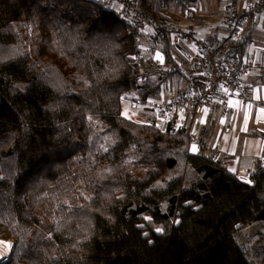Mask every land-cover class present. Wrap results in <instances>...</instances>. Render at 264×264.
Returning <instances> with one entry per match:
<instances>
[{
  "label": "trees",
  "instance_id": "16d2710c",
  "mask_svg": "<svg viewBox=\"0 0 264 264\" xmlns=\"http://www.w3.org/2000/svg\"><path fill=\"white\" fill-rule=\"evenodd\" d=\"M188 4L146 0L160 19ZM250 34L232 44L241 57ZM145 41L96 0H0L2 264H264V163L245 183L208 132L189 148L192 120L158 121L149 102L193 88L168 40L141 79ZM121 95L157 114L124 116Z\"/></svg>",
  "mask_w": 264,
  "mask_h": 264
},
{
  "label": "built area",
  "instance_id": "2783aa9c",
  "mask_svg": "<svg viewBox=\"0 0 264 264\" xmlns=\"http://www.w3.org/2000/svg\"><path fill=\"white\" fill-rule=\"evenodd\" d=\"M112 6L118 15L126 19L146 39L136 61L141 67L140 78L144 79L151 71L163 65L165 52L163 40L178 46L183 59L178 60L177 68L193 90L186 94L169 93L147 105L154 107L161 119L177 126L182 110L200 109L203 112L219 111L220 122L225 130L232 128V109L227 103L229 97L244 99L250 88L245 77L263 68V61L256 57H241L233 43L241 38L249 21L264 17V0H224L219 26L221 34L214 32L202 36L197 29L194 17L198 12V0H188L189 4L176 19H160L147 7L146 0H96ZM260 26H262L260 24ZM157 56L160 59H157ZM124 104L138 105L132 95H121ZM199 149L194 131L189 137V148ZM239 154L222 151V164L229 169L238 165ZM259 158H254L249 170L250 176L258 166ZM13 245L12 241H8ZM12 250V249H11ZM10 250L2 256L7 260Z\"/></svg>",
  "mask_w": 264,
  "mask_h": 264
},
{
  "label": "crops",
  "instance_id": "0c3cea01",
  "mask_svg": "<svg viewBox=\"0 0 264 264\" xmlns=\"http://www.w3.org/2000/svg\"><path fill=\"white\" fill-rule=\"evenodd\" d=\"M249 21L245 29L251 26L250 38L246 43L247 52L243 57H256L264 63V17ZM260 24L262 26H260ZM204 25V24H203ZM219 23L210 27L207 33H219ZM264 65L247 75L244 79L250 86L249 95L244 99L229 97L228 105L232 109V128L223 129L220 122V112L211 110L203 112L200 109L182 110L179 123L192 120V130L196 139L201 133L208 132V145L218 152L232 151L239 154L238 170L244 174L249 170L251 161L258 157L264 163ZM205 130L206 128H209Z\"/></svg>",
  "mask_w": 264,
  "mask_h": 264
},
{
  "label": "rangeland",
  "instance_id": "374dc122",
  "mask_svg": "<svg viewBox=\"0 0 264 264\" xmlns=\"http://www.w3.org/2000/svg\"><path fill=\"white\" fill-rule=\"evenodd\" d=\"M196 4L198 6V12H197L196 17H194V20L197 17H203V18L206 17L205 18L206 22L203 23L204 25L203 24L199 25L195 22L198 25L197 29L199 30L200 34L202 36H204L207 33L208 28L215 27V25L217 23H220L221 13H222L223 7H224V0H198V2ZM109 7H112V6H109ZM218 32L219 33H217V34H221V31H218ZM121 108H122L123 115L126 112L127 113L126 117L131 118V119H135V120H144L147 115H156L157 114L156 110H148V109L146 110L147 113H144L142 111L145 109L142 110V108L139 105H129V104L123 103ZM157 119H158V121H160V120L162 121L161 117L159 116V113L157 114ZM256 228L260 229L261 227H259V225H258L255 228H253V227L248 228V230L245 233V237H242L241 239L245 240L246 237L247 238L252 237V235L256 231L255 230ZM263 235H264V233H263ZM263 238H264V236H263ZM0 240L6 241V242L11 241V240H7V239H2L1 237H0ZM8 243H10V242H8ZM251 245H254V243H252ZM2 249L4 251H6L5 245H4V247H2ZM11 251L12 250H10V252Z\"/></svg>",
  "mask_w": 264,
  "mask_h": 264
},
{
  "label": "snow or ice",
  "instance_id": "6c2138e0",
  "mask_svg": "<svg viewBox=\"0 0 264 264\" xmlns=\"http://www.w3.org/2000/svg\"><path fill=\"white\" fill-rule=\"evenodd\" d=\"M28 27H29V29H30V26H28ZM30 34H31V33H30ZM2 51H3V50L0 49V53H2ZM17 54L22 55V53H18V52H16V51L13 49V50H12V54H11L9 57H7V58H13V57H14L15 55H17ZM4 59H5V57H4L3 55H0V62H3ZM157 59H160V57L157 56ZM124 115L127 116V113L125 112ZM89 119H91V117H89ZM106 139H107V138H106ZM101 147L103 148V145H102ZM104 150L107 151L106 148H104ZM192 151H193V152L196 151V147H195V145H193V147H192ZM230 171H234V169H230ZM241 179H242L243 182H245V183H248V184H251V183H252V181L249 180V179H247L246 177H241ZM145 219H146V220H150L151 218H150V217H145ZM177 223H178V222H177ZM141 227H143V225H141ZM155 231H156L157 233H162V232H163V229H162V228H157ZM144 235L147 236L148 234H147V233H144ZM149 242L151 243V241H149ZM0 243H3V244L5 245V248H6L7 250H11V249L14 247L12 244H10V243H8V242H6V241H0ZM4 259H5L4 257L0 256V264H2V262H3Z\"/></svg>",
  "mask_w": 264,
  "mask_h": 264
},
{
  "label": "bare ground",
  "instance_id": "6f19581e",
  "mask_svg": "<svg viewBox=\"0 0 264 264\" xmlns=\"http://www.w3.org/2000/svg\"><path fill=\"white\" fill-rule=\"evenodd\" d=\"M1 241V240H0ZM2 247H4V244L3 243H0V256H4V254L6 255V252L8 251L7 249H6V251H4L3 249H2Z\"/></svg>",
  "mask_w": 264,
  "mask_h": 264
},
{
  "label": "water",
  "instance_id": "95a60500",
  "mask_svg": "<svg viewBox=\"0 0 264 264\" xmlns=\"http://www.w3.org/2000/svg\"><path fill=\"white\" fill-rule=\"evenodd\" d=\"M243 177H246L247 179L251 180L248 176H243ZM10 254H11V252H10ZM10 254H9V256H10Z\"/></svg>",
  "mask_w": 264,
  "mask_h": 264
}]
</instances>
